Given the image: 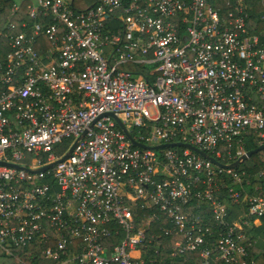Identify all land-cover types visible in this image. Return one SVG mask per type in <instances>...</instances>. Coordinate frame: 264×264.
<instances>
[{"label":"built area","instance_id":"1","mask_svg":"<svg viewBox=\"0 0 264 264\" xmlns=\"http://www.w3.org/2000/svg\"><path fill=\"white\" fill-rule=\"evenodd\" d=\"M84 3L0 0V250L254 264L263 186L245 160L224 166L264 144V29L248 1ZM220 188L247 206L240 219L227 220Z\"/></svg>","mask_w":264,"mask_h":264},{"label":"trees","instance_id":"2","mask_svg":"<svg viewBox=\"0 0 264 264\" xmlns=\"http://www.w3.org/2000/svg\"><path fill=\"white\" fill-rule=\"evenodd\" d=\"M84 5H89L94 2V0H84ZM250 6V18L249 23L255 28V30L264 29V5L263 0H247ZM9 3V2H8ZM8 15V12L4 13V17ZM255 24V25H254ZM258 146L257 142H250L247 145V149H253ZM251 174H257V179H254V182L261 183L264 190V175H258L260 171H264V149L259 150L256 153H253L248 157L241 165ZM229 182V179H226ZM219 197L225 202L228 215L227 220L229 222L233 220L240 219L245 215L247 211V206L244 204H234L227 198L225 189L220 188ZM208 203L204 202L203 205L207 207L205 211L207 215H210V210L207 206ZM166 223V222H165ZM250 232V238L248 243V256L247 259L250 262L253 260L254 264H264V251L261 249L263 240H264V217L260 218V224L253 227ZM162 242H165L168 246L173 240L174 237L161 235ZM44 246L41 244L39 248L33 249V247H20L13 248L11 254L6 253L3 250H0V264H59L57 261H51L45 259L40 254V248ZM34 251V253L32 252ZM30 252L31 254H29ZM184 257V258H183ZM183 257H176L174 260L178 261L180 264H201L202 259L198 256L196 252L187 253ZM185 259V260H183ZM164 260H173L165 258ZM210 264H219L218 261H211Z\"/></svg>","mask_w":264,"mask_h":264},{"label":"water","instance_id":"3","mask_svg":"<svg viewBox=\"0 0 264 264\" xmlns=\"http://www.w3.org/2000/svg\"><path fill=\"white\" fill-rule=\"evenodd\" d=\"M116 121L118 122L119 125H121L123 128H125L124 125H123V123L120 121V119L116 118ZM126 131H127V130H126ZM128 135H129V137H130V139H131V141H132L133 144H135V145H137V146H144L141 142L135 141V140L130 136L129 133H128ZM78 139H79V138H77V139L72 143V145H71L70 148H69V151L63 156V158H64V157H65V156H66V155H67V154H68V153L74 148V146L76 145ZM178 144H180V143H164V144L157 145L155 148H159V147H163V146H168V145H178ZM184 145L189 146L192 150H194L195 152L199 153L201 156H203V157H205V158H208V159L211 160L213 163L218 164V165H220V166L222 165L221 162L217 161L214 157H212V156L209 155L208 153H206V152H204V151L198 149L197 147L192 146V145H189V144H184ZM262 149H264V144L258 145L256 148H253V149L248 150L247 153H246V155H243V156L241 157V159L236 160V161H234L233 163L226 164V165H224V166H227V167L235 166V165H237V164L239 163L240 160H246V159H247L248 157H250L253 153H256V152H258L259 150H262ZM52 164H54V162H52V163H50V164H48V165H46V166H43L42 169L47 168V167L51 166Z\"/></svg>","mask_w":264,"mask_h":264},{"label":"rangeland","instance_id":"4","mask_svg":"<svg viewBox=\"0 0 264 264\" xmlns=\"http://www.w3.org/2000/svg\"><path fill=\"white\" fill-rule=\"evenodd\" d=\"M63 151H64V149L61 148V147H58V148L55 149V152H56L57 154H61Z\"/></svg>","mask_w":264,"mask_h":264}]
</instances>
